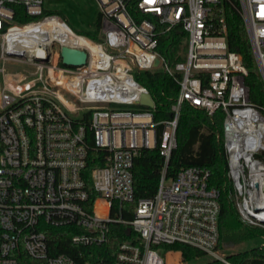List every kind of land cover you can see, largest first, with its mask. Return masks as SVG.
<instances>
[{"label":"built area","instance_id":"built-area-1","mask_svg":"<svg viewBox=\"0 0 264 264\" xmlns=\"http://www.w3.org/2000/svg\"><path fill=\"white\" fill-rule=\"evenodd\" d=\"M127 1L98 0L96 42L60 15L44 14V0H0V264H76L50 254L45 228H73L71 243L89 247L106 242L111 223L127 224L132 234L112 264H235L217 248L220 206L207 172L182 168L167 176L184 104L221 115L227 198L243 224L264 228V106L250 101L246 67L228 50L224 9L231 0H134L140 19ZM237 1L264 91V0ZM12 5L30 20L14 22ZM58 31L84 39V47L62 44ZM174 31L187 35L183 60L157 51L158 35ZM64 46L84 51V66H64ZM150 70L179 75L170 120L155 123L154 107L140 105L148 91L134 71ZM159 125L164 167L156 193L138 200L124 221L116 214L134 198L133 157L156 146ZM87 132L105 152L103 166L91 172V204L82 178ZM174 244L199 255L186 263L181 250H168Z\"/></svg>","mask_w":264,"mask_h":264},{"label":"trees","instance_id":"trees-1","mask_svg":"<svg viewBox=\"0 0 264 264\" xmlns=\"http://www.w3.org/2000/svg\"><path fill=\"white\" fill-rule=\"evenodd\" d=\"M230 6H225L224 17L227 27L228 50L238 53L246 67L248 75L245 84L248 87L249 99L257 107L264 106V91L262 84L255 71L256 66L252 54L249 38L239 14V3L231 0ZM128 11L137 19L141 16L135 1L126 2ZM14 11V22L18 24L27 23L30 19L20 5H12ZM44 14H58L56 11L44 10ZM63 17V16H62ZM101 14L98 12L95 19L94 31L92 33L77 32L89 37L96 42H101ZM178 34L176 31L158 35L157 51L160 55L173 60L176 51L173 47ZM135 80L146 88L154 102L152 120L155 123L170 120L173 116L172 105L178 96V86L175 78L166 75L160 70L134 71ZM88 114H85L87 119ZM221 115L217 113L212 118L206 114L184 104L181 108L176 129V149L171 153L166 171L167 176L174 177L182 168H197L207 172L206 183L209 188L218 191L217 201L220 206L218 216V249L225 245H247L249 248L230 255L229 260L235 264H264V246L258 244L264 237V230L258 226L243 224L233 206L227 198V180L225 178L226 158L221 143L222 123ZM163 125L156 129V146L153 149L141 148L133 157L131 173L134 198L132 202L122 203L117 210L116 217L124 221L132 219L133 209L140 199L151 198L156 193L161 171L164 167V159L159 153V142ZM88 153L86 166L82 172V178L86 185L89 196V204L97 197L93 189L91 172L104 164L105 152L94 146L92 134L87 132ZM102 202L96 203V212L104 215ZM49 251L51 255H65L76 264H112L114 254L118 246L132 240L130 227L127 224L111 223L105 243L89 247L75 246L71 243V237L76 230L69 227H47L45 228ZM263 243V242H261ZM173 250H181L186 263L199 255L190 247L174 244L170 246ZM174 255L171 258L174 259Z\"/></svg>","mask_w":264,"mask_h":264},{"label":"rangeland","instance_id":"rangeland-1","mask_svg":"<svg viewBox=\"0 0 264 264\" xmlns=\"http://www.w3.org/2000/svg\"><path fill=\"white\" fill-rule=\"evenodd\" d=\"M44 8L47 10H52L62 13L65 18L68 19V25L75 31L91 33L94 29L95 17L99 11L98 0H44ZM63 18V17H62ZM64 19V18H63ZM65 20V19H64ZM66 22V21H65ZM176 37V41L173 45L177 60H183L187 51V35L185 33H180ZM19 70L22 67L21 64H16ZM257 75V68L255 69ZM222 123V120H221ZM262 228V227H261ZM264 230V228H262ZM264 241V237L260 241H257L258 244ZM249 248L247 245H225L222 249H219L220 253H223L224 256L229 259L230 255L236 254L239 251H243ZM171 248L168 247V250ZM204 263L207 262L206 258H203Z\"/></svg>","mask_w":264,"mask_h":264},{"label":"water","instance_id":"water-1","mask_svg":"<svg viewBox=\"0 0 264 264\" xmlns=\"http://www.w3.org/2000/svg\"><path fill=\"white\" fill-rule=\"evenodd\" d=\"M60 56H61V63L64 66L68 67H81L84 66L86 62L87 55L84 51L74 49V48H69V47H62L60 49ZM157 62L155 63V65ZM140 105L146 106L148 108H153L154 107V102L149 95L143 94L140 98Z\"/></svg>","mask_w":264,"mask_h":264},{"label":"bare ground","instance_id":"bare-ground-1","mask_svg":"<svg viewBox=\"0 0 264 264\" xmlns=\"http://www.w3.org/2000/svg\"><path fill=\"white\" fill-rule=\"evenodd\" d=\"M60 31L57 32V37L58 39L60 40V42L64 45H79V46H82L84 47V39L82 38H76L74 37L73 35H66V34H59ZM58 78H62L61 76H58ZM64 82V80H61V83L62 84ZM264 218V215L259 218V219H263ZM168 259H169V262H171L172 260H174L173 258H171V255L168 256Z\"/></svg>","mask_w":264,"mask_h":264},{"label":"crops","instance_id":"crops-1","mask_svg":"<svg viewBox=\"0 0 264 264\" xmlns=\"http://www.w3.org/2000/svg\"><path fill=\"white\" fill-rule=\"evenodd\" d=\"M45 4V3H44ZM45 10H47V9H45ZM48 11H50V10H48ZM52 11V10H51ZM55 11V10H54ZM99 12V11H98ZM60 13V12H59ZM62 14V13H61ZM98 14V13H97ZM63 16V15H62ZM61 16V17H62ZM63 18L65 19V21L68 23V19L67 18H65V16H63ZM95 19H96V17H95ZM95 24V21H94V23H93V25ZM75 31V30H74ZM94 31V29L91 31V33ZM76 32V31H75ZM77 32H79V31H77Z\"/></svg>","mask_w":264,"mask_h":264}]
</instances>
